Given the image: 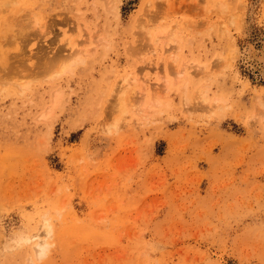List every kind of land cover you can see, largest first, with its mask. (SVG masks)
<instances>
[{"label":"rangeland","instance_id":"1","mask_svg":"<svg viewBox=\"0 0 264 264\" xmlns=\"http://www.w3.org/2000/svg\"><path fill=\"white\" fill-rule=\"evenodd\" d=\"M260 51L264 0H0V264H264Z\"/></svg>","mask_w":264,"mask_h":264},{"label":"bare ground","instance_id":"2","mask_svg":"<svg viewBox=\"0 0 264 264\" xmlns=\"http://www.w3.org/2000/svg\"><path fill=\"white\" fill-rule=\"evenodd\" d=\"M251 56V55H250ZM252 61L256 63L259 67H262L264 65V52L260 51L259 53H256L251 56ZM263 70V69H262ZM261 71V70H260ZM52 229L48 224H45L42 228V237L40 234H38V242L35 246V254L37 258H43L46 254V251L48 249V243L46 242L47 239L51 236ZM37 239V238H36Z\"/></svg>","mask_w":264,"mask_h":264}]
</instances>
